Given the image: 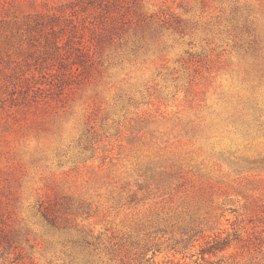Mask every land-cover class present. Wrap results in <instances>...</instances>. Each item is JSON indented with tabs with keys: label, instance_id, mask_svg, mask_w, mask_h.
Masks as SVG:
<instances>
[{
	"label": "rangeland",
	"instance_id": "obj_1",
	"mask_svg": "<svg viewBox=\"0 0 264 264\" xmlns=\"http://www.w3.org/2000/svg\"><path fill=\"white\" fill-rule=\"evenodd\" d=\"M71 1L0 0V264H264V0H125L27 92L12 25Z\"/></svg>",
	"mask_w": 264,
	"mask_h": 264
},
{
	"label": "trees",
	"instance_id": "obj_2",
	"mask_svg": "<svg viewBox=\"0 0 264 264\" xmlns=\"http://www.w3.org/2000/svg\"><path fill=\"white\" fill-rule=\"evenodd\" d=\"M123 5L131 7L125 0H74L27 14L14 23L19 36V50L13 61L17 83L26 81L25 90L33 92L37 87L58 85L62 89L79 78L81 68L90 67L110 28L142 26L147 21L146 16L133 11L135 3L124 13L119 10ZM112 35L115 34H109ZM53 73L60 76L56 83L47 80L38 83L44 75Z\"/></svg>",
	"mask_w": 264,
	"mask_h": 264
}]
</instances>
